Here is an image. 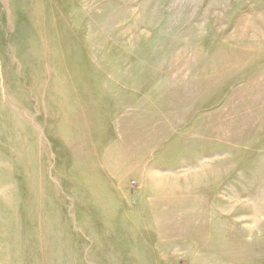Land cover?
<instances>
[{
  "label": "rangeland",
  "instance_id": "1",
  "mask_svg": "<svg viewBox=\"0 0 264 264\" xmlns=\"http://www.w3.org/2000/svg\"><path fill=\"white\" fill-rule=\"evenodd\" d=\"M0 264H264V0H0Z\"/></svg>",
  "mask_w": 264,
  "mask_h": 264
}]
</instances>
